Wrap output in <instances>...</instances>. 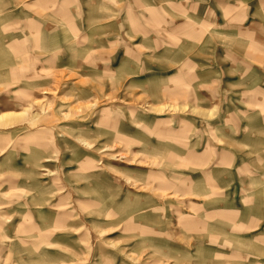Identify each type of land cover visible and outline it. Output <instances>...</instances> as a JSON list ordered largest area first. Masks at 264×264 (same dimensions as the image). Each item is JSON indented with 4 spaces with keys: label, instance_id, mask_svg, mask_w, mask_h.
<instances>
[{
    "label": "rangeland",
    "instance_id": "1",
    "mask_svg": "<svg viewBox=\"0 0 264 264\" xmlns=\"http://www.w3.org/2000/svg\"><path fill=\"white\" fill-rule=\"evenodd\" d=\"M0 264H264V0H0Z\"/></svg>",
    "mask_w": 264,
    "mask_h": 264
},
{
    "label": "crops",
    "instance_id": "2",
    "mask_svg": "<svg viewBox=\"0 0 264 264\" xmlns=\"http://www.w3.org/2000/svg\"><path fill=\"white\" fill-rule=\"evenodd\" d=\"M7 56H8V52H7V50L5 51L4 48H2V47L0 46V57H2V58H4V59L7 60ZM1 210H3V209H1Z\"/></svg>",
    "mask_w": 264,
    "mask_h": 264
},
{
    "label": "bare ground",
    "instance_id": "3",
    "mask_svg": "<svg viewBox=\"0 0 264 264\" xmlns=\"http://www.w3.org/2000/svg\"><path fill=\"white\" fill-rule=\"evenodd\" d=\"M4 208H6V206H2V207H0V210H1V209H4Z\"/></svg>",
    "mask_w": 264,
    "mask_h": 264
}]
</instances>
